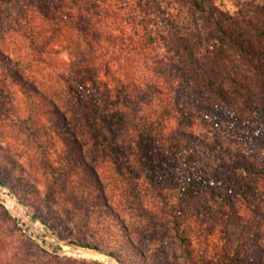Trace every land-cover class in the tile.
Listing matches in <instances>:
<instances>
[{"label": "trees", "instance_id": "16d2710c", "mask_svg": "<svg viewBox=\"0 0 264 264\" xmlns=\"http://www.w3.org/2000/svg\"><path fill=\"white\" fill-rule=\"evenodd\" d=\"M235 7L230 12L216 0H0V44L24 39L33 61L53 69L79 102L92 100L93 116L84 115L90 137L80 134L61 96L25 77L1 49L0 96H13L6 90L11 85L25 93L28 115L20 129L31 135L52 183H65L67 156L76 151L83 179L100 189L98 203L111 210L105 190L115 191L128 209L126 252L133 264H174L164 255L166 235L183 247L189 264H206L207 256L219 264H264V210L250 200L264 189V2L235 0ZM77 42L84 45L80 56L60 58ZM10 115V123L19 120ZM194 118L223 125L235 145L204 139L212 166L202 161L208 150L196 147L191 132L172 127L176 119L190 124ZM129 125L138 158L115 144ZM177 136L186 140L185 152ZM56 149L65 156L60 175L49 161ZM198 189L219 200L226 218L214 231L218 242L195 228L198 219L193 226L183 217L187 196ZM29 212L60 239L42 212ZM0 217L12 221L10 227L0 221V264H60L3 204ZM132 234L143 247L157 240L160 248L148 253Z\"/></svg>", "mask_w": 264, "mask_h": 264}, {"label": "rangeland", "instance_id": "374dc122", "mask_svg": "<svg viewBox=\"0 0 264 264\" xmlns=\"http://www.w3.org/2000/svg\"><path fill=\"white\" fill-rule=\"evenodd\" d=\"M252 1L257 3L264 2V0ZM216 2L221 8L229 10L230 12L236 9L235 0H216ZM9 40L13 41H9L6 45L0 44L2 52L10 56L14 62H18L19 71L24 74L25 77L33 78L44 89L46 86H50L55 94L61 96L65 101L63 105L69 108V112L76 119L77 126L81 130L80 134L85 138H89V131L84 124V115L87 113L93 116V112L91 111L92 100L87 96L82 99L83 102H79V100L67 90L66 85L57 79L53 69L43 63L33 61L30 55V49L24 39L15 36ZM76 44L79 46L74 45L70 51L63 50L59 55L60 58L67 59L70 55L76 57L80 56L81 54L79 55V52L84 50V45L83 42H79V44L77 42ZM6 90H9L11 93L13 92V96H7V92L6 95L0 96V102H2V104H0V181L5 184H0V191L2 189L10 190L18 200L19 198L24 199L26 205H23L28 212L29 209L36 214L37 212H42L45 222H47L50 228L54 230L60 238L57 240L60 245L58 244L57 246L53 245L52 241L48 240L51 243L49 246H53V248L51 247L53 251L49 252L60 258V264H99L103 262L99 257L89 256V254L84 251H77L81 254L68 250L60 253L56 252L63 247L64 249H68L67 245L104 252L106 254H109L108 252L111 251L117 253L127 264H133L130 261V255H127L126 252V249L128 250V244L126 243V226L129 224L128 209L121 208L118 202L119 197L116 196L115 191L105 190L111 210H108L98 203L101 196L100 189H98L97 186L90 185L87 180L83 179V175L85 174L78 162L79 156L76 151L72 152L74 156L72 154L67 156L69 160H67L66 169L69 170L70 176L66 179L65 183H52L51 175L47 171V168L40 162V151L35 149L34 146H32L33 144H31V135L28 134L27 130L20 129L19 124H24V119L26 120V116L28 115V104L26 102L25 93L14 85H11V87ZM7 107L9 109H6ZM13 111L14 113H12ZM10 113L14 116L17 113L20 116L19 120H14L15 123H10ZM128 119H131V117ZM131 127L132 125H129V129L125 131L123 136L116 140L115 144L119 146L123 145L132 157L138 158L134 147V133ZM172 127L176 130H187L191 132V140L196 147L199 150H208L202 155V161L211 166L215 163V160L212 157L211 151H209L210 149H207L206 145L203 143L204 139L208 140V142L219 140L220 142H224L227 146L232 148L235 147L234 144L230 143L228 135L226 133L224 134L222 129L223 125H216V127H213L209 120L205 121L194 118L193 122L189 124L186 120L181 123L176 119V121L172 122ZM40 139H42V135L36 138V140ZM176 140H180V150L181 152H185L186 140L181 139L179 136H177ZM161 141H163V139ZM163 143L166 144L167 141ZM56 151L54 155L49 157V161L54 162L56 165V175H60L64 154L60 153V149H56ZM262 153L263 152L260 153L261 156L264 155ZM135 161L136 164H133L135 165L133 174L136 172V166L139 164L136 159ZM180 171L184 172L186 168L184 169V167H181ZM195 194V197H193V194L187 196L188 199H186L184 203L183 217L187 218L186 220L191 222L192 225L195 223V219H198L200 223H198L195 228L197 227L199 231H202V234H207L210 238H213L215 234V242H218L219 234L214 231L219 228V225H222L223 222L226 221L225 216L222 215L223 213L219 210V200L212 199L210 193L204 189H198V192ZM254 195V197L250 198L251 203L254 207L257 204L258 206L261 205L260 211H263L264 189L254 191ZM195 200L199 202L197 206L193 204ZM0 204H2L1 197ZM209 204H211L210 208L208 207ZM228 211L232 210L228 209ZM0 221H3V223L9 227L12 226V221H9L6 217H0ZM124 228L126 229L124 230ZM164 229L170 230V227L165 225ZM131 239L139 244V241L135 239L133 234L131 235ZM201 239L202 235L199 236V240L194 239L193 246L195 248H201L199 246V244L201 245L202 243ZM25 240L35 251L41 252L46 256L49 255L42 252L33 242L27 239ZM85 244L90 247L82 246ZM141 245L143 250L149 253L147 250L152 248L159 249L161 243L157 240H153L152 244L149 246L145 245L143 247V243H141ZM146 248L148 249L146 250ZM164 248V255L169 262H173L174 264L190 263L184 256L183 247L173 236L166 235ZM210 256H212V253H210ZM195 257L200 261L199 256L195 255ZM206 259V264H219V261L215 260V257L209 258L207 256Z\"/></svg>", "mask_w": 264, "mask_h": 264}, {"label": "built area", "instance_id": "2783aa9c", "mask_svg": "<svg viewBox=\"0 0 264 264\" xmlns=\"http://www.w3.org/2000/svg\"><path fill=\"white\" fill-rule=\"evenodd\" d=\"M0 192L3 194V195H0V197L2 198V204L8 209L10 214L17 220L18 225L22 228L23 232L27 236H29L32 240L37 242L40 246L42 244L50 249H52L53 246H49L51 244L49 241H52L53 245L55 246H57L58 244L60 245L59 241H57L58 238L51 232L48 226L45 225L43 222H41L39 219L34 218L30 214V212H28L26 208H24V205L16 198L14 193H10L9 190H5V189H2ZM4 196L14 198L16 200V203L24 209L25 213L23 215L16 214V212L8 204L7 198ZM111 260L115 264H119L115 258L112 257ZM105 261L102 263L109 264L108 260H105Z\"/></svg>", "mask_w": 264, "mask_h": 264}, {"label": "water", "instance_id": "95a60500", "mask_svg": "<svg viewBox=\"0 0 264 264\" xmlns=\"http://www.w3.org/2000/svg\"><path fill=\"white\" fill-rule=\"evenodd\" d=\"M9 192L12 193L10 190H9ZM41 246H42L43 248L47 249L48 251H53L52 249L47 248L46 246H44V245H42V244H41ZM67 247H68V249H64V247H63V248H61V250L56 251V252H57V253H60V252H63V251H65V250H68V251H71V252L80 253V252H77V251H78V250H79V251L84 250L86 253L89 254V256H96V257H99V259H100L101 261H103V262H104L105 260L112 259V256H111V255L106 254V253H104V252L92 251V250H87V249H85V248L75 247V246H69V245H67ZM80 254H81V253H80ZM105 262H106V261H105ZM113 264H115V263L113 262Z\"/></svg>", "mask_w": 264, "mask_h": 264}, {"label": "bare ground", "instance_id": "6f19581e", "mask_svg": "<svg viewBox=\"0 0 264 264\" xmlns=\"http://www.w3.org/2000/svg\"><path fill=\"white\" fill-rule=\"evenodd\" d=\"M0 195H3L0 192ZM7 198V202L8 204L12 207V209L16 212V214L18 215H23L25 213L24 209L22 207H20L17 203L16 200L12 197H8V196H4ZM79 251V250H78ZM84 250L80 251L83 252ZM85 252V251H84ZM109 264H113V261L111 259L108 260Z\"/></svg>", "mask_w": 264, "mask_h": 264}]
</instances>
